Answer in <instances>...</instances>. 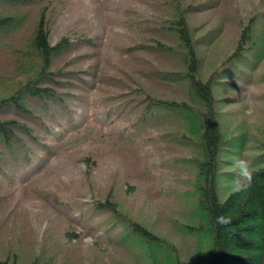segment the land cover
Here are the masks:
<instances>
[{"label": "rangeland", "instance_id": "1", "mask_svg": "<svg viewBox=\"0 0 264 264\" xmlns=\"http://www.w3.org/2000/svg\"><path fill=\"white\" fill-rule=\"evenodd\" d=\"M203 1L212 0H181L191 5L190 23L221 27L217 44L214 40L200 49L202 70L207 74L232 48L237 17L257 4L264 8V0H213L206 11L195 9ZM173 2L50 0L42 6L2 9L14 12L20 21L19 29L0 36V97L14 91L39 64L26 39L44 5L51 20V43L66 34L93 41L92 47L69 51L61 63L83 54L79 64L96 72L97 89L82 93L83 101L75 107L66 130L56 128L55 136L47 137L49 152L35 151L16 177L0 180V232L4 233L0 248L15 252L22 264H153L148 246L130 244L131 239L119 233L120 227L111 229L105 223L107 214L92 216L86 211L94 200L109 193L124 212L174 241L181 264H207L208 235L189 234L181 227L182 222L199 221L192 187L186 181L192 177L190 169L176 161L186 152L184 146L171 145L167 135L160 138L157 132L133 139L126 135L136 103L133 98L141 91L171 98L179 95L149 80L162 55L142 52L137 46L146 43L144 36L158 37L157 30L171 14ZM141 19L153 22L136 25ZM260 90V86L246 84L225 92L234 102L221 108V121L231 122L238 131L248 129L244 134L247 147L236 159L247 156L248 145L264 135ZM167 256L155 252L157 264H170Z\"/></svg>", "mask_w": 264, "mask_h": 264}, {"label": "trees", "instance_id": "2", "mask_svg": "<svg viewBox=\"0 0 264 264\" xmlns=\"http://www.w3.org/2000/svg\"><path fill=\"white\" fill-rule=\"evenodd\" d=\"M47 1L0 0V36L19 29L20 21L14 12H3V8L42 6ZM211 2H200L195 9L206 11ZM171 8L157 30L158 37L144 36L146 43L138 42L137 46L142 52L162 55L149 80L179 95L171 98L170 94L141 91L133 98L136 103L130 112L133 118L127 138L157 132L162 134L160 138L167 135L171 145L184 146L186 152L176 161L183 169H190L192 177L186 181L192 187L199 221L193 225L182 222L181 227L189 234L208 235L207 264H264V135L254 138L244 157L256 169L253 185L236 191L237 171L230 167L247 147L244 134L248 129L238 131L231 122L223 124L220 114L223 106L234 102L225 92L237 85L260 86L259 97L264 101V8L257 4L237 17L232 48L207 74L202 70L200 49L214 40L217 44L220 25L208 29L206 24L190 23L191 5L185 6L181 0H175ZM149 22L153 21L141 19L135 24ZM203 29L208 30L201 32ZM50 30L48 7L44 5L26 39L39 64L14 91L0 97V180L16 177L30 164L35 151L49 152L47 137H54L56 128L66 130L75 107L83 101L82 93L97 89L95 70L79 64L83 54L61 63L69 51L92 47L93 41L66 34L51 43ZM164 66L169 68H161ZM86 211L92 216L107 214L105 223H110L111 229L120 227L119 233L131 239L130 244L148 246L153 264H157L155 252L167 254L170 264H181L175 242L124 212L111 193L94 200ZM220 216L230 222L218 224ZM0 264L22 263L15 252L5 253L1 247Z\"/></svg>", "mask_w": 264, "mask_h": 264}, {"label": "clouds", "instance_id": "3", "mask_svg": "<svg viewBox=\"0 0 264 264\" xmlns=\"http://www.w3.org/2000/svg\"><path fill=\"white\" fill-rule=\"evenodd\" d=\"M234 168L237 171V179L235 181V190L244 191L252 187L255 178L256 169L252 165L251 161L240 157L233 161ZM230 222L228 217H217V223L220 225H226Z\"/></svg>", "mask_w": 264, "mask_h": 264}]
</instances>
